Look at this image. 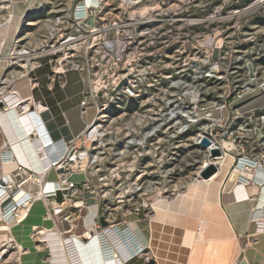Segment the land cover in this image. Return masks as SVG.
Here are the masks:
<instances>
[{"label":"rangeland","instance_id":"1","mask_svg":"<svg viewBox=\"0 0 264 264\" xmlns=\"http://www.w3.org/2000/svg\"><path fill=\"white\" fill-rule=\"evenodd\" d=\"M80 1L0 0V23L9 12L15 21L2 37L0 61L6 63L0 68V90L10 91L22 73L31 88L37 81L33 73L47 63L49 81L59 75L56 67L76 69L85 79L83 95L89 88L98 91L97 105H86L97 108V135L75 141L83 157L69 166L85 179H73L77 192L69 199L63 194L70 191L58 192L32 209L49 211L61 238L77 235L87 242L84 217L95 204L96 231L130 229L145 241L137 256L143 264H157L153 250L157 257L177 260L186 256L191 241L228 240L226 232L209 231L223 178L241 156L264 158L259 155L264 109L240 110L264 81V0H83L96 10L79 22ZM111 40L107 54L98 50ZM20 50L29 54L9 61L7 54ZM203 137L209 147L201 144ZM212 148L221 155L213 156ZM209 164L217 171L205 179L200 171ZM37 192L40 187L33 185L34 197ZM19 209L14 216L25 223L31 210L17 214ZM29 220L39 249L40 218ZM247 243L242 241V248ZM3 250L0 260L17 264L14 239ZM235 264L252 263L240 257Z\"/></svg>","mask_w":264,"mask_h":264},{"label":"crops","instance_id":"2","mask_svg":"<svg viewBox=\"0 0 264 264\" xmlns=\"http://www.w3.org/2000/svg\"><path fill=\"white\" fill-rule=\"evenodd\" d=\"M46 65L48 64H41L33 73L32 76L37 80L34 86L29 88L28 80L23 77L17 79L12 89L17 91L20 98L31 97L33 104H35V109L37 104L43 106L40 117L46 133L50 132L48 134H51L52 138H63L69 142L73 137L81 135L85 130L86 124L93 121L92 118H88L86 115L88 111L90 112V110L95 108L90 107L89 109L86 107L84 110L81 105L84 98L83 91L86 88L82 71L70 69L64 73H58L59 75L54 77V81H49L47 75L50 73V68ZM43 112H45L44 116ZM12 123L13 125L0 115V153L5 149V146H10L9 136L12 134L18 135V138L21 135L22 138L19 140L23 147L29 145L27 137L21 132L19 127L15 126L17 123ZM4 144L5 146H3ZM28 147L26 149L29 153L31 149ZM252 156L239 157L238 164L235 163L229 168L219 188V210L209 231L212 235L226 232L228 240L207 239L191 241L189 250H185L187 252L186 256H181L177 260L157 257L153 250L157 264H235L240 257L242 259L244 257V260L248 263H263L259 259L264 258V163L258 160L252 168L245 169L242 164L245 163L247 158L250 159ZM17 158L22 162L21 158L18 156ZM252 159L256 160L253 157ZM28 163L34 165L36 161L30 156ZM50 219L52 220L51 217ZM29 222L31 223L27 219L25 223L20 225L13 223L12 225L1 227L0 256L2 257L5 253V250H3L5 246L14 239L20 252L17 264H70L68 263L70 261H68L69 258L63 253L56 238L57 236H55L53 231H46L44 235H41L42 239L39 242L42 245L39 249L37 248L38 246H34L30 237L33 229L28 224ZM52 226L54 227V224ZM2 231H8L12 237L5 235ZM49 234L54 238L51 241L48 238ZM59 236L61 237V234ZM61 239L63 240L64 238ZM246 240L248 241L247 246L242 248L241 243ZM110 241L117 251H120L119 243H121L125 253L129 251L127 248L128 246L130 247V243L125 241L114 242L111 239ZM123 243L126 245L123 246ZM131 243L136 247L137 244H140L135 239ZM176 246L180 249H187L182 245ZM247 250H252L251 256L247 255ZM77 253L79 264H89L84 255L82 259L80 252L77 251ZM118 254L122 255L121 253ZM194 254H196V258L192 257ZM137 256L138 254L128 255L125 261L121 263L143 264L140 259H137ZM102 262V264H119L118 261H110L112 263H109L106 260L103 261V259ZM0 264H4L2 260H0Z\"/></svg>","mask_w":264,"mask_h":264},{"label":"bare ground","instance_id":"3","mask_svg":"<svg viewBox=\"0 0 264 264\" xmlns=\"http://www.w3.org/2000/svg\"><path fill=\"white\" fill-rule=\"evenodd\" d=\"M10 1H12V0H10ZM87 2L88 3L89 2L94 3V2H96V0H87ZM29 6H31V5H29ZM2 7H4V6H2ZM5 19H6V21L4 23H2V22L0 23V48H3V46H5V44H6V43L4 44V42L2 40L3 35L5 34V32H7V29L10 32V29L14 26V23H15L13 14H11L10 12L5 17ZM13 31H16V30L13 29ZM11 35H13V32H12V34H9L10 37H11ZM8 41L10 42V40H8ZM28 54H29V52L25 51V50L13 51V52L7 54V58L9 59V61H15L17 59L21 60V58L23 59V57H26ZM5 63H6V61H3V62L0 61V68H1V66H4ZM56 70L58 72H63L64 69H63V67H59V68L56 67ZM24 76H25V74L22 73L19 76H17L15 79H21ZM10 82L12 83L11 80H10ZM31 85H32V83H31ZM263 89H264V81L259 86V88L257 90L258 94L256 95V98L253 99L252 102L249 103V105H247L246 107H244L240 110L241 111H246L249 109L255 110L257 108L264 109V108L258 107V106L264 105V94H262ZM0 100L3 102V108L0 110V115L5 117L6 121L10 122L12 125H13L12 122H15V124L17 123V125H15V126H17V128L18 127L20 128L21 132L27 137V143H29V145H28L29 147L27 145L25 147H23L20 140H19L20 138H22L21 135H19L20 138H18V135H13V134L10 135L9 136V142H10L9 144H10V147L13 151V154L14 155L16 154L19 158H21L23 164L24 165L26 164V166H28L29 168H32L31 164L28 163V158L30 156L32 159H35V161H36V163H34V166H37V167H35L36 169H39L41 167V164H42L43 171H41V173L39 174V178L37 180L39 183L42 182V179L47 174L49 175V181H53V180L58 181V179H60L59 178V175H60L59 171L62 170V167L57 166V165L50 167L49 166L50 161L46 162V163H45V161H42V163L40 162V159L44 156H47V153L51 152V150H56V140L61 139V138H52L51 134H48L50 132H47V133L45 132V127H44L43 122H42L41 117H40V113L43 109V106L40 104H37L36 109L34 108V114H30L31 107L29 105V100L31 101V97L20 98L17 91L13 90L12 88L10 91L5 90V89H1L0 90ZM34 106H35V104H34ZM19 108L22 109L20 113L18 112ZM215 109L221 110V108H215ZM94 114H95L94 121L92 122L90 120L91 121L90 123L92 124L90 136L97 135V132H98V128L96 126H93L95 119L97 118L96 109L90 110V112L88 111V113H87V115H89L88 117L92 118V119H93ZM14 115H15V120H14ZM24 135H23V137H24ZM31 136H33V137L31 138ZM90 136L86 135L85 139L89 140L91 138ZM22 143H24V142H22ZM3 146H5V144ZM26 147L31 149V152L28 153ZM29 154H30V156H29ZM17 156H16V158H17ZM0 157H1V155H0ZM2 159L3 158H0V166H1L0 181H2L3 179L8 180L11 177L10 172H12L16 168L15 161H13V160H4L3 161ZM17 160L19 162H21L18 158H17ZM238 161H239V159H238ZM238 161H237V164H238ZM29 162H31V160H29ZM246 162L249 164H253L254 160L247 158L245 163ZM245 163H243L242 165H244ZM46 167H48V168H46ZM80 174L81 175L79 176L78 173H73L69 178H67V180L73 181V179H77L78 177H80V178L83 177V179H85L84 173H80ZM82 174H83V176H82ZM0 183H2V182H0ZM47 183H50V184H47ZM40 187H41L40 188V194L37 192V194L35 195V198L31 204L28 202L23 203V204L20 203V206H19L20 209L18 210L17 214H19L20 211H23L25 213H29V211L31 210L30 211L31 213L29 214L28 218H26L25 221H27V219H29L30 215H31V218L33 217V219L40 218V222H39L40 226L37 227V229H38L37 234L44 235L46 231H53L55 233V236H57L56 238L60 243V247L62 248L63 253H65V255H67V257L69 258L68 261L70 260L68 263L72 264V258L75 257L76 260L74 259L75 261L73 262V264H79V261H78L79 258H78L77 251L80 252V256L82 259H83V255L86 257L89 264H96V263L102 264L103 263L102 259H103V261L106 260L109 263H112L110 261H118L119 264H122L121 262L125 261L126 256L131 255V254H138L139 255L143 252L145 241L140 240L139 237L137 236L136 239H138L140 241L139 242L140 244H137V247L134 246L131 243V241H133L135 239V236L133 237L132 232H130V229H129L130 227L128 228L130 233L126 232L125 230L124 231L120 230V232L118 233L117 232L118 230L116 231L114 228H107L106 229L107 235H105L103 233H99L97 231H94L95 217L98 215V208H97V212H95V210H94L95 204L92 206H89V213L84 217V224H85V227L87 228V231L84 233V235L88 239L87 242H83L79 238V236H77V235L76 236L71 235L70 236V242L71 243H70V247H69V243H67V241L65 239L62 240L61 237L59 236V233H57V231L54 230L55 228L52 226V223L50 222L51 219L49 217L50 216L49 211H47V212L45 211L43 214L42 213L43 212L42 206H40L39 209H37V210L32 209V207L35 203L40 204V205H44V203L46 202V199L41 196V193L50 192V191L54 190L53 182H46L43 185L41 184ZM26 195H30L28 190L27 189H21V191L16 194L15 201L21 202V200H23ZM2 205H4V203H3V201L0 200V229L2 226L5 227L8 225H12L13 223L14 224L17 223V225H20L21 223L17 222V218H15V216H13L11 218V220L5 218V215H4V212L2 209ZM16 217H17V215H16ZM1 221H4V222L6 221V222L1 223ZM131 235H132V237H131ZM110 239L113 240L114 242L115 241H125L127 243H130V247L128 246V248H127L129 251H127L125 253L124 252L125 250L123 251V249H122L121 243H119L120 251H117L114 248L113 243L110 241ZM136 239H135V241H137ZM125 245L126 244L123 243V246H125ZM251 251L252 250H247V255L251 256V253H252ZM118 253H121L122 255L120 256V254H118ZM259 260L264 263V258H260ZM114 264H116V263H114Z\"/></svg>","mask_w":264,"mask_h":264},{"label":"built area","instance_id":"4","mask_svg":"<svg viewBox=\"0 0 264 264\" xmlns=\"http://www.w3.org/2000/svg\"><path fill=\"white\" fill-rule=\"evenodd\" d=\"M95 10H96L95 7L86 6L85 1L82 0V2L80 1V3H78V5L76 6V12L79 17H77L74 14L75 19L79 20V22H82L84 21L88 13L92 15ZM92 32L93 31H91V33ZM74 39H76V37L72 38V40ZM112 42L113 40L109 42H104L102 46L98 48V50L103 53L110 51L112 47L114 46V43ZM65 71L66 69L60 73H64ZM35 84H36L35 81L32 82V86H34ZM97 92L98 91H96L94 88L92 89L89 88L88 93L86 92L84 93L85 96L81 103L84 110L87 104L89 103H92L94 105L96 104ZM29 105L31 107L30 114H34V109H32V106L34 104L32 100L31 101L29 100ZM91 128H92L91 123L86 124L85 130L82 132V134L79 136L73 137L72 140L69 142L65 141L63 138L56 140V150H51V152L47 153V156H44L40 159L41 163L42 161H45V163L50 161V165H49L50 167H53L55 165L62 167L63 171L60 173V177H59L60 179L58 181H49L48 178L45 176L42 179V182L39 183L37 180L39 178V174L41 173V171H43L42 164H41V167L39 168L40 172L39 171L34 172L31 168H29L28 166L24 165L23 163L17 160L10 146H5V150L2 151L4 153L1 155V158H3L2 160L3 161L13 160L16 163V168L12 172H10L11 177L8 180L3 179L2 181H0L2 182L0 183V200L3 201L4 203V205H2V209L4 212L5 218H8L9 220H11V218L14 216V211L20 208L19 207L20 205L16 206L15 196L18 192L21 191V189H27L28 192L30 193V195H26L25 198L21 200L22 204L27 203V202L31 204L33 202L35 198L33 194L31 193L33 185H37V187H40L41 184L43 185L46 182H53L54 184L53 191L41 193V196L45 198L46 200L48 198H53V199L56 198L58 192L70 191V193L63 194V197L65 199H69L68 197H72L73 195L76 194L77 186L75 185V182L67 180V178H69L73 174V172L75 173V170L71 169L75 167V165L73 166L72 163H74L75 160L82 159L83 157V153L79 151L81 144L76 145L75 141L84 142L83 139L86 138L85 136L86 135L90 136ZM262 154L264 153H259V155L263 156ZM260 161L264 163V158H262ZM256 162L258 161L254 160L253 164L247 163L243 165V167L245 169H250L252 168V166H254V164H256ZM79 164H80L79 167H81L84 163L79 162ZM38 193L40 194V192ZM61 208H63V205L60 206V210ZM107 228H111V227H106L104 230L102 229L101 232L100 231L98 232L107 235V230H106ZM97 229H98V226L96 225V222H95L94 231H96ZM67 240L66 241L67 243H69V247H70V243H71L70 238Z\"/></svg>","mask_w":264,"mask_h":264},{"label":"water","instance_id":"5","mask_svg":"<svg viewBox=\"0 0 264 264\" xmlns=\"http://www.w3.org/2000/svg\"><path fill=\"white\" fill-rule=\"evenodd\" d=\"M3 107V102L0 100V109ZM201 144L209 147L210 146V140L207 137H203L201 139ZM211 154L213 156H220L221 152L218 148H212L211 149ZM217 171V167L214 164H209L206 167H204L201 171H200V175L207 179L210 176H212L215 172ZM99 222L102 226H106V221L103 219V217L99 218Z\"/></svg>","mask_w":264,"mask_h":264}]
</instances>
